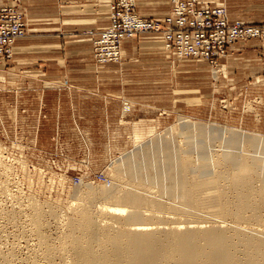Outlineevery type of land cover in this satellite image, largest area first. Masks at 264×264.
<instances>
[{
  "label": "rangeland",
  "instance_id": "obj_1",
  "mask_svg": "<svg viewBox=\"0 0 264 264\" xmlns=\"http://www.w3.org/2000/svg\"><path fill=\"white\" fill-rule=\"evenodd\" d=\"M226 1L231 18L264 23V0ZM127 42L130 48L123 52L121 62L104 67L106 114L101 110L103 113L92 120L94 123L81 127L83 134L75 127L61 129L60 135H55L53 127L44 125L38 131L20 105V70L13 65L5 67L9 73L0 75L5 77H0V163L3 164H0V228L4 225L6 229L0 230V242L4 241L0 243L1 250L6 251L14 244L19 248L21 244L19 250L23 255L28 252V246L37 242L29 232L31 225H25L30 222L29 205H35L34 202L46 212L52 208L61 213L58 216L62 219L46 220V233L52 240L59 241L58 237L66 231L63 224L74 215L69 206L83 199L81 195L86 186L110 187L114 168L123 158L133 155L136 157L134 168L149 187L152 186L159 200H164L165 204L175 200L172 204H179L177 196L168 193L167 166L159 144L165 138L173 141L174 148L186 143L183 136L176 133L185 121L206 125L201 137L192 129L191 140L194 149L202 145L208 155L217 149L229 150L224 130L235 129L264 137V48L261 42L238 41L218 62V72L202 60L178 59L165 49L159 34L147 33ZM69 65L72 71L74 68ZM125 102L131 104L130 113L123 109ZM144 150H149V156L143 155ZM260 151L256 154L264 156ZM197 155L194 151L193 156L197 158ZM102 175L108 181H100ZM103 202L105 200H97L91 205L96 215V208ZM19 206L24 214L18 211ZM8 212H19L20 216L18 214L12 222L20 225L11 226L12 222L5 219ZM14 234L23 240L19 242L13 238ZM4 237L8 239H2Z\"/></svg>",
  "mask_w": 264,
  "mask_h": 264
},
{
  "label": "bare ground",
  "instance_id": "obj_2",
  "mask_svg": "<svg viewBox=\"0 0 264 264\" xmlns=\"http://www.w3.org/2000/svg\"><path fill=\"white\" fill-rule=\"evenodd\" d=\"M179 128L176 133L186 143L174 148L165 138L158 148L167 166L168 193L177 196L179 204L160 201L134 168L135 155L126 156L114 168L110 187L87 185L83 199L69 206L74 215L65 217L66 231L57 236L59 241L46 233V220L60 212H46L37 202L28 204L32 215L25 225H31L29 232L37 242L32 237L35 244L23 255L21 244L0 249V264H264V156L256 154H264V137L224 130L229 150L208 155L202 145L194 149L191 140L192 129L201 137L206 125L185 121ZM142 152L149 156V150ZM97 200H105L96 208L98 215L91 207ZM19 212H8L5 219L14 221Z\"/></svg>",
  "mask_w": 264,
  "mask_h": 264
},
{
  "label": "crops",
  "instance_id": "obj_3",
  "mask_svg": "<svg viewBox=\"0 0 264 264\" xmlns=\"http://www.w3.org/2000/svg\"><path fill=\"white\" fill-rule=\"evenodd\" d=\"M136 1L142 18L162 19L171 13V0ZM12 6L26 16L28 34L18 39L13 58L0 63V75L5 67L20 70V105L38 131L44 125L60 135L61 129L75 127L83 134L81 127L94 123L107 108L104 67L111 64L97 65L93 41L111 24L109 0H0V9ZM127 43L123 52L130 48Z\"/></svg>",
  "mask_w": 264,
  "mask_h": 264
},
{
  "label": "built area",
  "instance_id": "obj_4",
  "mask_svg": "<svg viewBox=\"0 0 264 264\" xmlns=\"http://www.w3.org/2000/svg\"><path fill=\"white\" fill-rule=\"evenodd\" d=\"M171 4L169 15L162 19H149L138 15L136 0H109L111 24L93 41L97 65L121 62L123 43L147 33L161 35L165 49L178 59L205 61L216 72L218 62L238 41L256 40L264 48V23L252 25L243 20H230L224 1L171 0ZM27 34V19L22 11L13 6L2 7L0 63L13 58L15 44ZM123 109L125 113H130L131 104L125 102ZM101 180L108 181L104 175Z\"/></svg>",
  "mask_w": 264,
  "mask_h": 264
}]
</instances>
